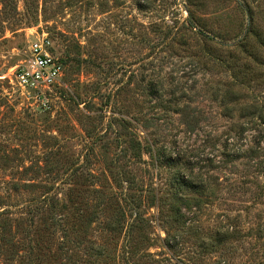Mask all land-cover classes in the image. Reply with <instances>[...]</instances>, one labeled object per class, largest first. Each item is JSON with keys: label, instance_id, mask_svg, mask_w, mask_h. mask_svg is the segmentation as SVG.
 Wrapping results in <instances>:
<instances>
[{"label": "rangeland", "instance_id": "1", "mask_svg": "<svg viewBox=\"0 0 264 264\" xmlns=\"http://www.w3.org/2000/svg\"><path fill=\"white\" fill-rule=\"evenodd\" d=\"M244 1H0V145L5 146L0 187L12 188L23 174L50 185L48 175L68 174L79 158V163L86 159L80 172L98 176L97 187L117 189L110 171L124 165L143 195L164 196L174 168L156 166L150 144L163 158L176 153L178 166L202 179L208 190L206 196L185 191L202 206L182 211V231L170 249L161 243L165 231L157 208H148L153 240L147 251L165 264H264V172L245 158L232 169L221 161L225 132L239 120L222 114L231 105L224 98L233 88L232 77L244 73L242 63H248L247 84L234 88H242L249 101L264 102V65L242 56L228 65L201 57L200 44L192 39L195 28L185 24L192 16L210 36L237 43L249 23ZM254 15L264 27V3ZM170 28L178 33L168 34ZM42 34L53 40L65 63L46 109L11 75L28 58L29 43ZM258 51L264 57L263 48ZM177 102L195 115L190 125L171 111ZM255 135L263 137L264 147V131L255 125L238 142L244 145ZM130 139L142 142L145 151L135 156L127 149ZM70 183L56 185L65 190ZM10 255L0 256V264L27 261H12Z\"/></svg>", "mask_w": 264, "mask_h": 264}, {"label": "trees", "instance_id": "2", "mask_svg": "<svg viewBox=\"0 0 264 264\" xmlns=\"http://www.w3.org/2000/svg\"><path fill=\"white\" fill-rule=\"evenodd\" d=\"M0 1L2 3L5 0ZM244 2L243 10L249 23L242 38L234 44H227L220 35L217 39L210 36L192 16L185 19L186 28H195L196 36L192 39L200 44L201 57L228 65L242 56L250 62L264 65V57L258 51L261 47L264 50V27L256 24L254 15L255 9L264 0ZM171 28L168 34L178 33V29L175 31ZM242 65L250 71L248 63ZM246 70L232 77L230 85L233 88L227 89L224 98L231 105H226L222 114L242 122H231L227 128L221 161L224 168L232 169L245 158L247 161L252 160L255 167L264 172L263 137L255 135L244 145L238 142L242 136L246 138L250 125L264 131V102L258 99L249 101L248 95L241 92L242 88H234L239 84H247L249 71ZM176 104L171 111L178 113L181 120L190 125L195 115L189 112L188 106L181 108L178 102ZM2 138L0 131V141ZM147 146L149 157L153 158L156 166L164 164L174 168L164 196L154 193L143 195V186L128 173L124 165H118L115 171H110L115 185L113 187L117 189L97 187L98 176L90 171L80 172L86 159L79 163V158L73 162L74 167L68 174L48 175L46 181L52 182L50 185H43L37 175L27 177L23 174L14 179L12 188L0 187V256L9 251L12 261L16 257H26L27 261L22 263L23 259H20L19 264H44L47 259L48 262L58 263L61 257L64 259L62 264H165L163 259L147 251L153 240L151 216L146 215L147 209L157 208L156 219L162 223L165 231L161 243L170 249L171 241L182 231V211L202 206L201 199L186 197L185 191L206 196L208 189L202 179L187 175L178 166L176 153L174 157L169 153L163 158V155L152 153L150 144ZM128 148L133 150L135 156L145 151L142 142L132 139L129 140ZM4 151L5 146L0 145V158ZM69 180L74 185L65 190H60L56 185V182L66 184ZM93 223L96 224L93 226ZM227 232L228 229L226 235ZM222 241L226 243V239ZM209 246L211 252L216 248L213 242Z\"/></svg>", "mask_w": 264, "mask_h": 264}, {"label": "built area", "instance_id": "3", "mask_svg": "<svg viewBox=\"0 0 264 264\" xmlns=\"http://www.w3.org/2000/svg\"><path fill=\"white\" fill-rule=\"evenodd\" d=\"M28 58L12 68L11 75L18 86L30 95L34 104L48 108L52 87L64 74L65 65L54 50L53 40L46 34L29 43Z\"/></svg>", "mask_w": 264, "mask_h": 264}]
</instances>
